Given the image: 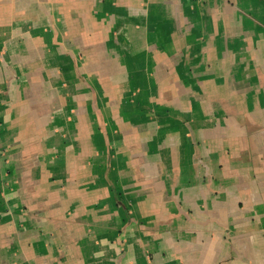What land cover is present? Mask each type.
<instances>
[{
	"label": "crops",
	"instance_id": "obj_1",
	"mask_svg": "<svg viewBox=\"0 0 264 264\" xmlns=\"http://www.w3.org/2000/svg\"><path fill=\"white\" fill-rule=\"evenodd\" d=\"M0 264H264V0H0Z\"/></svg>",
	"mask_w": 264,
	"mask_h": 264
}]
</instances>
